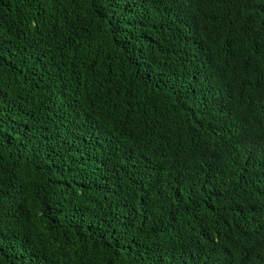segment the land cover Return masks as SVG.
<instances>
[{"label":"trees","instance_id":"trees-1","mask_svg":"<svg viewBox=\"0 0 264 264\" xmlns=\"http://www.w3.org/2000/svg\"><path fill=\"white\" fill-rule=\"evenodd\" d=\"M0 264H264V0H0Z\"/></svg>","mask_w":264,"mask_h":264}]
</instances>
